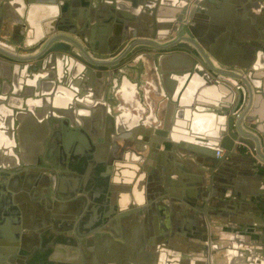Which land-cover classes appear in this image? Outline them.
Returning a JSON list of instances; mask_svg holds the SVG:
<instances>
[{
    "label": "crops",
    "instance_id": "crops-1",
    "mask_svg": "<svg viewBox=\"0 0 264 264\" xmlns=\"http://www.w3.org/2000/svg\"><path fill=\"white\" fill-rule=\"evenodd\" d=\"M28 1L31 0H0V34L6 40L13 41L18 33L28 32L29 27L22 26L26 25ZM186 1L189 2L190 10L197 0ZM199 1H204V4H200L198 13L210 18L213 2ZM33 4L32 23L35 25H44V21L58 16L66 20L70 29L81 23L79 31L96 41L109 40L115 31L123 34H160L171 8L169 0H34ZM206 22L204 24L208 26L210 35L213 23L210 20ZM251 39L249 43L254 49L255 61H259L263 52L253 48L255 39ZM49 68L28 74L12 65L0 66V152L7 158L12 155L14 159L17 155L20 163L19 167L14 164L11 168L9 162H3L6 159L0 153V193L2 189L11 192L13 200L18 198L23 204L25 197L21 192L26 181L30 180L26 169L40 166L26 165L20 153L31 150L44 152L46 162L55 159L58 166L65 168L66 184H74L75 180H69L68 177L74 175L79 177L76 181L79 184L98 185L105 175L101 161L89 159L87 168L91 170L80 173L76 169L79 161H74L73 155L80 150L93 155L100 153L106 142V149H110L119 137L134 134L136 128L132 121L139 106H144V120H147L152 112L149 98L156 97L151 76L144 80L141 74H137L144 73L143 69L137 68L134 78L126 74V81L119 78L114 83H105L97 77L87 80L83 72L75 73L69 65L54 64ZM166 73L179 86L177 96L180 102L187 101L185 97L192 89L193 82L189 71L171 65ZM162 74L158 71L160 78ZM255 79L264 98V79ZM48 83H52L50 88ZM142 87L147 88L144 91ZM99 92L100 98H97ZM197 99L194 98L189 107L185 105L179 108L183 112L179 115L178 130L183 136L197 141L196 147L203 148L218 131L220 117L212 106L205 105L203 101L198 103ZM263 107L260 116L264 125ZM173 119H176V114ZM42 136H46L44 145ZM26 137H31V140L26 141ZM116 145L119 146V143ZM125 150L130 149L126 147ZM41 155L38 158H42ZM222 155L217 154L216 160ZM190 163L183 159H178L175 166L168 163V172L163 173L162 187L158 188L155 195L150 194L145 206L133 213L130 210L126 213L116 212L111 229L110 226L107 229L102 226L84 238L78 237L77 245L62 242L63 231L56 226H49L47 230L24 227L19 230L21 236L17 246L28 251L18 254V257L28 262L35 256L41 247L40 236L43 235L44 247L50 249L48 258L50 262L53 261L52 264H208L210 261V264H264V213L256 212L257 209H244L245 213L241 216L240 210L235 207V211L238 210L236 213L225 211L220 216L214 215L218 221L214 219L212 225L208 226L213 247L210 248V257L206 259L202 251L208 244L203 237V220L190 203L193 202L197 207L205 205L203 199L198 197V191L203 188L200 183L203 178L215 191L221 190L229 197L222 200L221 205L224 207L239 201V195L234 193L236 181L248 185L250 192L256 187V191L259 190L256 198L263 201L262 180L256 178L253 171L244 169L245 165L241 161L235 165L218 162L217 167L212 168ZM261 170L264 175V170ZM22 172L25 174L22 175ZM92 191L94 186L80 195L89 199ZM3 197L0 195L2 201L9 198L3 200ZM79 197L76 195L73 199ZM94 203L100 204L97 201ZM213 205L209 203V213L217 212L212 210ZM7 212L8 209L0 212V241L3 247L8 246L10 236L15 233V226L9 224L12 216ZM98 212L95 209L90 211L93 215H98ZM20 214L25 215L21 207ZM32 216L38 217L35 213ZM219 219L222 223H219ZM82 220L86 222L84 217ZM218 228H224L225 231L221 232ZM88 230L87 225L82 227V232ZM64 233L69 235L67 230ZM110 237L112 240H109ZM78 251L80 258L76 261L74 257ZM104 256L111 260L105 261Z\"/></svg>",
    "mask_w": 264,
    "mask_h": 264
},
{
    "label": "water",
    "instance_id": "water-1",
    "mask_svg": "<svg viewBox=\"0 0 264 264\" xmlns=\"http://www.w3.org/2000/svg\"><path fill=\"white\" fill-rule=\"evenodd\" d=\"M239 1L211 0L213 5L209 18L198 13L201 10L200 4H204V1L197 0L195 6L189 10L188 1L169 0L171 8L162 33L145 35L115 31L112 38L101 41L89 39L84 32H80L81 23L79 26H71L70 29L66 25V20L58 16L44 21V25L40 23L38 26L35 25L32 23L34 0L28 1L29 7L25 12L26 25L22 24L29 27L28 32L18 33L13 41L6 40V37L0 34V66L12 65L30 74L39 70H49L54 64L69 65L75 73L83 72L87 80L97 77L105 83L108 81L114 83L119 78L126 81V74L134 78V71L138 68L144 70V73H137L141 74L144 80L151 76L156 97L149 98L152 112L147 120H144V106H139L132 121L136 128L134 134L118 139L116 137L117 141L115 140L110 149H106L108 148L106 142L100 153L93 155L79 149L80 151L73 155L72 159L79 161L76 169L80 173L91 170L87 168L89 159L101 161L105 175L98 185L79 184L76 182L79 177L74 175L68 176L69 180H75L74 184H66L64 175L61 177L57 196L66 201L57 200L53 204L49 198L52 193L50 172L47 167H28L25 173L30 180L26 181L21 192L25 197V204L18 198L13 200L11 192L1 190L3 200L9 198L4 201L0 199V212L8 209L7 214L12 216L9 218V224L15 226V233L10 236L8 246L3 247L0 241V264H26L18 254H25L28 250H21L17 246L21 236L19 230H23L24 227L47 230L49 226L50 228L56 226L63 231L62 242L77 245L78 237L84 238L99 230L104 224L113 223L116 212L126 213L127 210L135 212L137 208L145 206L150 194L155 195L158 188L162 187L163 173L168 172V163L175 166L178 159L206 168L217 167L218 162L235 165L237 161H241L242 165H245L244 169L253 171L254 176L264 183L262 170L255 167L252 157V154L259 156V151L264 148V125L260 116L264 98L255 81V78L264 79V52L261 53L259 61H255L254 49H251L249 43L251 38L253 40L248 28L250 22L246 20L247 14L242 15L239 10L242 6ZM209 20L213 23L210 35L208 26L204 24ZM1 47L16 51L20 55L7 52ZM211 59L220 62L226 69H236V73L214 67ZM171 65L187 69L193 79L192 89L185 97L187 101L180 102L177 96L179 86H176L166 73ZM158 71L163 73L161 78ZM162 83L163 86L165 84L164 88ZM51 85L52 83H48L49 88ZM147 87H142V90L145 91ZM96 97L100 98V92ZM196 97L198 103L203 101L205 105L212 106L220 117L218 131L209 143L202 144L203 148L196 147L197 141L183 136L178 130L179 115L183 112V109L179 108L185 105L189 107ZM110 99L112 100V96ZM45 137H41L43 145ZM25 140L30 141L31 137H26ZM118 143L119 146L116 145ZM126 147L130 150H125ZM247 148L250 152H246ZM218 152H223V155L216 160ZM39 154L43 157L38 158ZM2 155L6 159L3 162H9L11 168L14 164L20 166L17 155H14V159L12 155L8 158L4 153H1ZM20 155L26 165H40L41 161L49 163L46 162L44 152L37 153L31 150ZM25 173L22 172V175ZM200 183L203 188L198 191V197L203 199L205 205L197 207L193 202L190 203L198 210L196 212L203 220V237L208 244L202 251L207 259L211 255L210 248L213 247L208 226L212 225L214 219H218L214 215L220 216L225 211L236 213L240 210L242 216L245 213L244 209H257L256 212L264 213V202L256 198L259 196L256 187L250 192L251 188L248 185L236 181L234 193L239 195V201L224 207L221 202L229 197L221 190L215 191L204 178ZM86 186H94L90 196L93 204L89 207L88 198L80 195L85 192ZM76 195L80 197L72 200ZM95 201L100 204L96 205ZM211 202L214 203L212 210L215 209L217 212L209 213L211 207L208 205ZM16 203L20 205L17 206ZM20 207L24 211L23 216H20ZM29 207L31 208L28 209ZM92 209L98 210L99 214H91ZM32 213L38 217H33ZM66 221L68 226L64 228ZM219 223H222L220 219ZM85 225L89 230L82 232ZM218 229L221 232L225 231L224 228ZM65 230L69 235L64 233ZM43 239L41 235L39 241L41 247L27 263H32L34 258L37 261L50 260L48 258L50 249L44 247ZM109 240H112L111 237ZM77 254L78 256L74 257L76 261L80 258L79 251ZM103 258L105 261L111 260L108 256Z\"/></svg>",
    "mask_w": 264,
    "mask_h": 264
},
{
    "label": "flooded vegetation",
    "instance_id": "flooded-vegetation-1",
    "mask_svg": "<svg viewBox=\"0 0 264 264\" xmlns=\"http://www.w3.org/2000/svg\"><path fill=\"white\" fill-rule=\"evenodd\" d=\"M240 4L242 5L239 10L241 11L242 15L247 14L246 20L250 22V26L248 25V28L250 30V34L252 35L253 39H255V45L253 48H256L257 50H260L261 52H264V0H240ZM245 8V10H244ZM58 155V153H56ZM40 167H47L49 170L50 175V190L52 195L49 196L53 204L58 201H66L65 199L61 200L57 196V189L59 187V183L61 181V177H64L65 168L63 166H58L57 161L55 159H51L49 164H46L45 162L41 161V164L38 165ZM27 168V167H26ZM55 184V187H54ZM87 187V186H86ZM89 189V187H87ZM60 194V193H59ZM80 196V195H79ZM70 200V199H69ZM72 200H74L72 198ZM261 202H264V200ZM93 204V201L91 197L88 199V207ZM89 209H86V211ZM114 211V209H113ZM67 220V219H65ZM111 224H104L103 228L111 229ZM68 226V222L66 221V225H64V228ZM80 254V253H79ZM78 256V254H77ZM80 257V256H79ZM49 260L40 259V261L32 260V263L26 264H52L51 262H48Z\"/></svg>",
    "mask_w": 264,
    "mask_h": 264
},
{
    "label": "built area",
    "instance_id": "built-area-1",
    "mask_svg": "<svg viewBox=\"0 0 264 264\" xmlns=\"http://www.w3.org/2000/svg\"><path fill=\"white\" fill-rule=\"evenodd\" d=\"M2 48V47H1ZM2 49H4L5 51H7V52H10V53H12V54H17V55H20L19 53H17L16 51H11V50H9V49H7V48H2ZM212 60V62H213V66L214 67H216V68H218V69H221V70H227V71H230V72H232V73H236V69H226L225 67H224V65H222L220 62H218V61H216V60H214V59H211ZM243 72V71H242ZM242 75H244V77H246V75L244 74V73H242ZM247 151H249L250 152V150L247 148V150H246V152ZM219 156H221L222 154H221V152H218L217 153ZM252 157L254 158V161H253V163H254V165H255V167L256 168H259V169H263L264 170V148H261V150L259 151V156H256V155H254V154H252Z\"/></svg>",
    "mask_w": 264,
    "mask_h": 264
}]
</instances>
